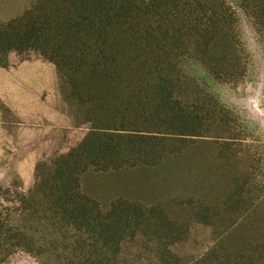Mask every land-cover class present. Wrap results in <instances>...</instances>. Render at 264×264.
Returning a JSON list of instances; mask_svg holds the SVG:
<instances>
[{
    "label": "trees",
    "instance_id": "1",
    "mask_svg": "<svg viewBox=\"0 0 264 264\" xmlns=\"http://www.w3.org/2000/svg\"><path fill=\"white\" fill-rule=\"evenodd\" d=\"M236 1L264 45V0ZM237 27L225 0H40L0 23V69H54L79 113L33 187H0V264H264V154L213 89L246 77ZM122 174L159 200L86 191ZM162 200L211 228L205 255L176 253L190 230Z\"/></svg>",
    "mask_w": 264,
    "mask_h": 264
},
{
    "label": "rangeland",
    "instance_id": "2",
    "mask_svg": "<svg viewBox=\"0 0 264 264\" xmlns=\"http://www.w3.org/2000/svg\"><path fill=\"white\" fill-rule=\"evenodd\" d=\"M38 1L0 0V23L21 16ZM225 1L238 19L237 33L247 62V74L237 86L217 85L213 89L245 121L264 154V45L237 1ZM186 67L202 75L194 64ZM67 93L56 71L38 61L31 60L15 70L0 69V187L11 182L22 184L25 189L33 187L37 163L51 160L59 150L61 131L69 128L79 115ZM188 154L200 156L202 151L191 150ZM85 186L90 195L102 201L127 196L152 203L159 198L158 188L148 183L143 174L87 176ZM18 193L24 194L18 189L10 194L14 198ZM162 201L168 218L190 230L187 243L176 247V253L187 260L205 255L214 241L211 228L194 221L183 209ZM9 264L36 263L28 256L19 255Z\"/></svg>",
    "mask_w": 264,
    "mask_h": 264
}]
</instances>
